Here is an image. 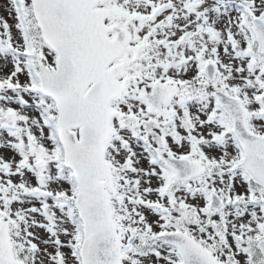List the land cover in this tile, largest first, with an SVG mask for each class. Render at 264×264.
<instances>
[{
	"label": "snow or ice",
	"instance_id": "snow-or-ice-1",
	"mask_svg": "<svg viewBox=\"0 0 264 264\" xmlns=\"http://www.w3.org/2000/svg\"><path fill=\"white\" fill-rule=\"evenodd\" d=\"M0 264H264V0H2Z\"/></svg>",
	"mask_w": 264,
	"mask_h": 264
},
{
	"label": "rangeland",
	"instance_id": "rangeland-1",
	"mask_svg": "<svg viewBox=\"0 0 264 264\" xmlns=\"http://www.w3.org/2000/svg\"><path fill=\"white\" fill-rule=\"evenodd\" d=\"M0 2H2V0H0Z\"/></svg>",
	"mask_w": 264,
	"mask_h": 264
}]
</instances>
